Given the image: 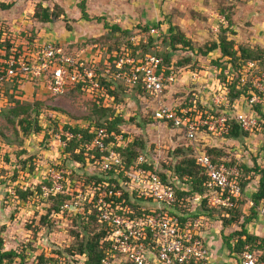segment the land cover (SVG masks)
Returning a JSON list of instances; mask_svg holds the SVG:
<instances>
[{
    "label": "built area",
    "instance_id": "1",
    "mask_svg": "<svg viewBox=\"0 0 264 264\" xmlns=\"http://www.w3.org/2000/svg\"><path fill=\"white\" fill-rule=\"evenodd\" d=\"M5 23L0 21V109L8 103L6 83L17 84V90H21L24 83L41 85L51 94H61L80 85L88 98H108L100 81L114 83L118 80L128 87L140 84L154 98L152 118L167 125L171 123L172 128L182 132L190 144L198 137L202 140L224 138L230 128L229 119L248 135L259 129L253 106L264 108V67L254 61L240 64L238 70L230 66L225 69L216 67V77L210 83L205 82L199 71H188L190 84L198 88L192 105L170 106L161 95L175 80L176 73L171 70L164 74L160 56L144 54L137 57L139 50H136V56L129 51L120 55L114 52V60L106 58L100 63L101 56L93 54L92 58L86 49L69 53L60 42H40L21 26L6 27ZM149 35L157 37L160 33L152 28ZM140 36L143 35L131 38L132 45L138 44L136 40ZM93 47L98 46L94 43L90 50ZM236 75L239 76L238 85L248 82L249 91L247 96L231 101L228 85ZM12 92L10 89L8 93ZM242 99L246 109L240 107ZM93 130L95 133L85 144V150H95L96 153L85 154V165L100 172L101 181L93 180L85 189H72L66 177L69 171H57L58 175L50 179L49 186L42 187L43 191L46 195L66 193L70 197L52 213V217L96 212L107 230L104 238L107 248L100 264H112L115 260L124 264H207L211 253L202 233L211 217L208 211L200 208L201 196L194 194L186 199L191 204L186 213L177 211L175 189L178 181L169 170L160 169L157 161H150L143 153L127 169L117 150L129 141L123 131H109L104 127ZM72 136L70 131H64L58 141L66 146ZM193 149L196 164L206 177L204 197H207L208 208L233 207L242 196L236 166L228 167L223 162L213 161L203 148L196 145ZM75 165L80 164L76 162ZM160 172L164 173L165 180ZM250 206L252 202L249 200L246 207L249 209ZM255 210L264 223V203ZM181 217L186 220L182 221ZM56 258L47 259L42 264H65L63 257ZM77 258L84 261L86 256L82 254ZM236 258L238 264H264V248L253 249L246 243Z\"/></svg>",
    "mask_w": 264,
    "mask_h": 264
},
{
    "label": "rangeland",
    "instance_id": "2",
    "mask_svg": "<svg viewBox=\"0 0 264 264\" xmlns=\"http://www.w3.org/2000/svg\"><path fill=\"white\" fill-rule=\"evenodd\" d=\"M81 1H68L69 5L76 2L77 8H73L74 12L69 14L81 15L79 8ZM84 3L88 15L101 17V20L81 21L83 24L77 27V31L93 30L95 34L82 36L79 40H62L60 43L67 52L74 53L86 49L93 58V54L101 55L98 47L90 50L93 42H97L101 47L103 44L105 49H110L108 52L116 49L118 43L126 42L130 35L114 33L110 37L104 34L110 33L109 26L107 29L103 27V22L106 21L108 24L137 32V35H143L136 40L138 42L140 40L144 42V38L147 41L149 35V31H141L140 27L147 25L148 30L154 28L160 35L152 36L154 43L147 44L150 51L170 52L174 61L190 59L188 62L184 61L183 66H179L175 72V80L167 85L161 95V99L170 106L181 104L190 93L198 91L196 85L189 82L188 71H193L191 65L199 67L197 71L205 78V82L210 83L216 77L214 72L216 65L213 61L220 57V52L214 50L208 55H203L199 49L204 50L221 35L232 40L236 49L242 45L260 48L264 52V0H85ZM87 3L90 5L87 6ZM27 15L33 19L28 12ZM8 17L11 19V16ZM74 21L66 15L64 18H57L53 31L58 30V34L65 33L64 30L71 31L73 26L70 23ZM9 24L4 25L15 26L11 25L13 23ZM17 25L29 27L28 23ZM169 27L174 28V33H180L190 40L192 49L179 45L176 49H171L168 39L164 43V37L169 35ZM96 28L102 33L98 34ZM83 42L91 43L85 46ZM138 52L137 57H140L145 51L140 49ZM23 85L20 87L21 90L24 89ZM122 92L121 100L108 102L115 108L114 116L122 119L117 127L127 133L130 139L133 137L141 139L142 147H139L141 153L150 161H157L160 169L165 170L167 165L174 167L176 162L185 157L186 153L182 148L189 145V141L182 132L152 118V111L155 108L152 96L147 97L137 90L130 91L128 88H124ZM21 97L27 101L42 102L38 117L41 131L24 135L18 126L14 128L0 113V236L3 243H12V247L23 257V264H42L47 259L56 260V257H63L67 264H82L83 260L76 258L71 252L76 248L75 232L87 235L82 231V220L78 214L76 217L73 215L52 217V213L57 210H50L51 199L44 193L42 187L46 186L52 177L58 175L57 171L61 169L64 171L74 169V178L80 182L89 177L91 170L95 171L90 166L83 165L81 168L73 165L71 153L65 152L66 146L58 141L59 137L62 138V133L67 131L65 126L86 127L91 117L92 102L88 96L76 91L51 94L37 90L28 92L24 89ZM240 107L246 109L243 99ZM257 117L264 123V108L259 109ZM192 144L200 149L204 148V145L219 147L227 151L231 158L234 157L249 167H252L253 163L260 167L264 166L263 126L260 130L257 129L239 139L209 137L202 140L198 137ZM245 173L250 183L246 187L248 189L246 196L249 198L251 191L256 188L258 176L248 170ZM74 183L75 186L71 184L72 189L77 188L76 182ZM176 184L179 185V189L187 188L182 183ZM16 189L30 194L25 200H21ZM205 209L202 210L206 211ZM244 212L245 215L249 213L246 206ZM243 218L244 216L241 217ZM225 231L229 230L225 228ZM228 244L225 243L227 246ZM19 261V258H15L5 264H20Z\"/></svg>",
    "mask_w": 264,
    "mask_h": 264
},
{
    "label": "trees",
    "instance_id": "3",
    "mask_svg": "<svg viewBox=\"0 0 264 264\" xmlns=\"http://www.w3.org/2000/svg\"><path fill=\"white\" fill-rule=\"evenodd\" d=\"M85 0H82L79 3V8L81 11V18L85 20H92L95 19L97 21L101 20V17H89L86 10H85ZM10 7V4L0 3V8L7 9ZM61 11V8H58L56 6H53L52 8L49 7H42L41 4H37L34 10V13L32 14V17L37 19L40 22H52L59 18V12ZM227 20H229V17L226 16ZM230 22V20H229ZM109 26L108 32L110 33H104L106 36L112 37L114 33H120L126 36H129L126 40V42L118 43L116 49L113 51H109L110 49H105L104 45L101 44L103 47L96 43L99 50L101 51V62L105 60L106 58L109 61H112L115 59V56H113V53L116 52L117 55H120L124 52L129 51L131 55H135L136 50H144L142 54H153L157 56H162V62L161 65L164 67L165 72L164 74L167 75L171 70L176 72L179 68V66H183V62H188L190 59L185 58L179 61H174L171 58V53L163 50H155L150 51L147 48V44H152L153 38L152 36L148 35L146 43L142 42L140 40L137 45H132L131 38L136 36L138 33H134L128 29H123L119 25L115 24H108L106 21L103 22L104 29H107ZM141 31L148 32L149 27L147 25H144L143 27H140ZM1 33V31H0ZM32 33V32H31ZM33 34V33H32ZM103 34V35H104ZM122 38V37H121ZM168 39V45L171 49H176V46H182V47H188L191 48V41L186 39L184 35L180 33H174V28L169 27V35L167 37H164L163 42L165 43ZM97 41V39H95ZM91 43V42H90ZM90 43L83 42V44L88 45ZM101 43V42H100ZM105 50H104V49ZM150 52H149V51ZM201 54L208 55L209 52H212L214 50H218L220 52V57L213 61V64L215 63L216 67H219L221 69L228 68L229 66L234 69L238 70L240 67V64L247 62V61H254L259 64L261 68L264 67V52L260 48H253L249 46H238V48H234L232 40L228 39L225 35H221L217 41L211 42L208 46L205 47V49H199ZM136 56V55H135ZM187 65V64H185ZM198 66L191 65V70H198ZM222 76V73L220 74ZM238 77L234 76L232 82L228 85L230 89V93L228 94L229 100L233 101L235 99H238L239 97H244L248 95L249 91V84L248 82L243 85H238ZM224 78V77H222ZM101 85H103L105 89V94L108 96V98H105L104 96L101 97H93L89 98L92 102V112L91 117L89 118V123L86 125V127H67V130L72 133V138L67 141L65 152H70L73 165L77 162L80 165L77 167H83L86 162V153L88 155L92 153H96L95 150L93 151H86L85 150V144L89 143L91 138L93 137L95 130L99 127H104L107 130H115L116 132H120V130L117 127V124L122 121L121 118L114 116L115 108L108 104V102H117L121 100V94L124 91V88H128L130 91L137 90L143 94H145L147 97H151L150 94H148L141 86L140 84H136L133 87L125 86L121 81H115L113 82H106L104 79L100 81ZM6 90L5 94L7 95L8 103L0 109V113L2 114V117L6 119L7 122H9L14 128L16 126L19 127L21 130V133L24 135H29L30 133H39L41 131V125L38 122V117L40 115V110L42 108V102L41 101H27L26 99H22L21 94L23 93V90H17V84L12 83H6ZM118 87L120 90H118ZM12 89V93H8L9 90ZM76 91L81 92L80 85H77L75 88L67 91ZM194 91L190 93L179 106H186V105H192V99L194 98ZM200 107V105H198ZM253 109L259 113V109H261L260 105H254ZM153 112V111H152ZM93 122V124H91ZM229 123V131L224 135V138L227 139H239L243 136H247L248 132H244L240 129L238 124L232 120H228ZM258 128L259 130L262 128L264 129V123L261 121V119L258 118ZM168 125L172 126L171 123ZM261 127V128H260ZM124 136L129 139V141L122 147L117 148V150L121 153L123 163L125 167L128 169L129 167L133 166L136 158L139 154H141V150L139 147H142V141L138 138H129V135L127 133H124ZM79 135V137H78ZM191 145V147H190ZM182 148V147H181ZM184 150L185 157H183L181 160L176 162L174 167H169L168 165L165 167V169L169 170L173 176L177 179L179 183H182L183 185L187 186V188L179 189V185L175 189L176 194V202L175 207L179 212L182 214L186 213L188 209V203L186 202L187 198L193 197L194 194H198L201 196V205L200 208H206L205 210L208 211L209 216L217 218L221 221L223 228L227 227H235L233 231L229 233V235L224 236L223 240L228 243L230 239H233L235 243L232 245L229 243L228 247L230 249L235 250L237 253H239L242 249L244 244H249L251 248L253 249H262L263 243H264V237H258L254 234L249 233L246 230V224L252 222L255 220L258 215L256 213V206H258L261 203H264V166L260 167L257 163H253L252 167L247 166L244 162L238 161L234 157H230L229 153L227 151H224L216 146H210V145H204L203 150L206 152L209 157L215 161V162H223L226 166H236L238 169V176L237 179L239 181V184L242 189V196L237 201H235V205L231 208H219V209H211L207 206V197H204L206 193V187H205V174L202 170V168L196 164L195 159V152L193 149V145L189 143V145H186ZM188 153V154H187ZM95 158H98V155H95ZM252 171L254 174L257 175V181H256V188H254V191H251L250 197L247 198L246 192L248 189H246L247 186L250 185L249 183V177L245 173L246 171ZM69 171V174L66 175L70 181V187L71 184H75L76 187H79L81 189H85L93 180L96 182L101 181L100 172L95 171L93 173L90 172L89 177H86L84 180L76 181L74 169L67 170ZM93 173V174H92ZM163 180H165V175L163 172L159 173ZM115 182V180H114ZM116 183V182H115ZM181 184V185H182ZM49 186L50 183H47ZM117 185V184H116ZM75 186V185H73ZM40 190V187H39ZM16 192L18 194V197L21 200H25L27 195L30 194L27 191H23L20 189H16ZM49 199H51V206L50 210H59L62 203L69 199V195L66 193H55V194H48ZM252 202V206L249 207L248 211L249 213L245 215L244 213V207L247 205L248 201ZM204 211V210H203ZM77 215V214H76ZM79 218L82 220V231L86 232L87 235H85L82 232L76 231L75 232V238H76V244L75 249L72 250V254L77 258V256H80L82 254H85L86 259L83 261L82 264H100L101 258L104 256V250L107 248V242L104 240V238L107 235V230L104 227V224L99 221L98 217L96 216V212H92L91 214H78ZM76 217L75 215H73ZM244 216L243 219L241 217ZM240 219V220H239ZM182 221H185L186 219L184 217H181ZM90 226V227H89ZM242 236H244V240L242 239ZM258 241H261L260 243H257ZM72 255V256H73ZM15 258H19L20 264H23V257L21 254L14 250H3V239L0 236V264H5L6 262L10 263ZM65 264H67L65 260ZM71 264V263H70ZM131 264V263H128Z\"/></svg>",
    "mask_w": 264,
    "mask_h": 264
},
{
    "label": "crops",
    "instance_id": "4",
    "mask_svg": "<svg viewBox=\"0 0 264 264\" xmlns=\"http://www.w3.org/2000/svg\"><path fill=\"white\" fill-rule=\"evenodd\" d=\"M69 0H0V3L10 4V7L7 9L0 8V21H4L7 24L13 23L11 25L17 26V24H29V27H22L26 29L28 32H32L35 38H37L40 42L44 41H57V42H63L62 40H79L82 36H94L93 30H89V32H86L84 30L77 31V27L80 26V24H83L82 22H85V19H80L82 17L80 14H69L70 12H74L73 8H76V2L74 5H69ZM37 4H41L42 7H49L52 8L53 6L58 5V8H61V11L59 12V18H64L66 15L67 17L74 19V23L72 24V30H64V32H61L58 34L57 31H53V28L55 26L54 21L52 22H40L37 19L32 17V14L34 13L35 7ZM90 4L87 3V6ZM28 14L33 18H29ZM88 14V13H87ZM11 16V19L8 17ZM89 17H93L91 15H88ZM82 21V22H81ZM89 22L90 20H86ZM10 25V24H9ZM77 25V26H76ZM19 26V25H18ZM96 31L98 34H101L102 32L100 29L96 28ZM97 35V34H96ZM74 36V37H73ZM24 89L25 91L30 90H37L41 92H48L44 87L41 85L33 86L31 83H24ZM35 87V88H34ZM214 218V217H213ZM210 218L209 221H207V224L204 226V230L202 233L203 239L205 243L207 244L211 257L209 258V261L207 264H238L236 254L237 252L233 249H230L227 245H225V241L223 240V236L229 235L231 231L234 230L235 227L226 228L229 231H225V228L222 229V223L217 218ZM221 227H219V225ZM246 230L254 234L258 237L264 236V223L260 219V217H257L252 222L246 224ZM231 245L235 243L233 239H230L228 241ZM12 243H3V250H9L14 249L11 245ZM112 264H124L123 262H119L115 260ZM127 264V263H126Z\"/></svg>",
    "mask_w": 264,
    "mask_h": 264
}]
</instances>
